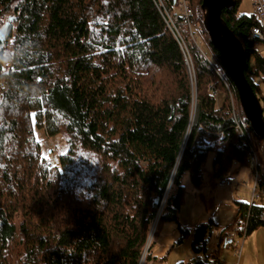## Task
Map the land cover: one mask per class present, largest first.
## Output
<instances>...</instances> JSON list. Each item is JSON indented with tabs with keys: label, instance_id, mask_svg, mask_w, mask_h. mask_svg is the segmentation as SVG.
Instances as JSON below:
<instances>
[{
	"label": "trees",
	"instance_id": "obj_1",
	"mask_svg": "<svg viewBox=\"0 0 264 264\" xmlns=\"http://www.w3.org/2000/svg\"><path fill=\"white\" fill-rule=\"evenodd\" d=\"M201 2L195 11L210 61L186 34L198 85L191 126L185 57L153 0H0V38L8 28L0 40V264H13V256L16 264H137L176 167L157 231L164 219L178 222L186 174L200 188L204 172L216 185L251 166V143L214 66L236 94L245 129L264 139L245 117ZM240 2L222 18L243 44L246 77L263 103L256 80L264 87V57L251 34L258 21L254 12L238 15ZM37 130L65 132L62 171L45 165ZM235 202L247 235L264 228V204ZM217 227L213 219L196 225L193 257L177 264H226L219 247L231 226L221 230L215 258L208 256Z\"/></svg>",
	"mask_w": 264,
	"mask_h": 264
},
{
	"label": "rangeland",
	"instance_id": "obj_2",
	"mask_svg": "<svg viewBox=\"0 0 264 264\" xmlns=\"http://www.w3.org/2000/svg\"><path fill=\"white\" fill-rule=\"evenodd\" d=\"M253 1L252 0H241L238 6V15H250L253 12ZM3 20L5 18H0V32L3 26ZM7 54L12 51V39H9L7 45ZM203 48L208 52L206 45H203ZM258 52L264 57V44H258L256 46ZM209 53V52H208ZM252 64L254 63L253 57L251 58ZM9 69V63L4 64L2 72L6 73ZM187 72L190 78V84L192 87V125L197 120V93L198 85L196 82V72L193 65V68L190 69L187 66ZM260 88L264 90V87L259 79L256 80ZM36 136L41 143V153L45 158V165L49 168L56 166L58 171H62L61 165L59 164V156L65 152L67 149V141L65 132L49 137L44 132V130H37ZM257 140V138H256ZM259 141V140H258ZM262 141V140H261ZM211 159L210 155L206 168L211 169ZM261 159V160H260ZM52 161L53 164L48 166L46 161ZM260 162L263 161L262 173L264 170V160L259 157ZM251 162V158H250ZM176 169L172 173V178L174 179L176 174ZM206 177V182L200 187L195 188L189 174H186L183 178V184L185 186L184 202L182 204L181 210L178 214V222L171 219H164L155 233L154 241L151 248V259L147 261V264H177L181 261H186L193 257V252L191 249V240L193 236V229L196 225H199L202 222L208 221L210 218H213L217 223L218 227L213 231L208 244V250L217 249L220 241V231L225 226H233L236 216L234 219L230 220V215H234L235 206L233 198L236 200L249 202L251 191L249 188L238 186V187H222L219 185H211L207 182V173L204 172ZM238 182L248 181L252 183L253 180V166H247L240 170L237 175ZM256 204H264V194L258 200H255ZM21 221L20 217L15 219V222L18 224ZM228 221V222H226ZM232 221V222H231ZM182 228L189 229L190 233L186 236H183ZM262 230H258L256 234H261ZM183 236V237H182ZM182 237L181 241L180 238ZM219 256L227 261V258L230 257L231 253L229 250L225 251L224 249V240L219 247ZM15 256H13V264L15 263Z\"/></svg>",
	"mask_w": 264,
	"mask_h": 264
},
{
	"label": "built area",
	"instance_id": "obj_3",
	"mask_svg": "<svg viewBox=\"0 0 264 264\" xmlns=\"http://www.w3.org/2000/svg\"><path fill=\"white\" fill-rule=\"evenodd\" d=\"M161 17L166 23V27L173 34L176 39L179 47L182 50V53L185 57L186 65L192 69L193 68V60L190 52V45L187 40L186 34L189 37V40L195 44V46L200 50V52L209 59L206 51L203 48L205 44V36H204V25L199 20L195 11V4L198 0H153ZM253 1V12L258 21V25H255L251 29L252 39L254 40L255 45L264 44V0H252ZM169 3L173 8H170ZM177 17H180L181 24H179ZM186 31V33H184ZM210 61V59H209ZM214 66V65H213ZM215 70L219 73L224 83L226 84L230 98H231V114L232 118L236 124V127L242 134H246L248 140L251 143V164L253 166V180L252 183L248 181H240V185L242 187L249 188L251 191L249 206L256 204L255 200H258L264 194V185L261 184L263 179V174L261 170V162L259 160V155L257 153V149L254 146V141L256 138L250 136L251 134L245 129L244 117L238 103V99L236 98V94L234 90L231 88L228 79L220 73V71L214 66ZM6 87L5 81H1L0 88L4 89ZM215 95H218V91H214ZM264 95V94H263ZM263 107V115H264V102L261 103ZM192 126V123H191ZM46 164L50 166L53 164L52 161H46ZM264 180V179H263ZM173 178H170L168 186L166 187L161 199L158 203V209L151 224L150 230L148 232L145 243L142 247L139 259L137 264H147L148 257L151 252L152 244L154 241V236L157 231V227L159 224V220L163 214L164 208L166 206V202L168 196L170 194L172 188ZM237 178L233 175H228L223 178L217 180V184L224 186H231L232 184H236ZM247 221L245 218L238 216L235 219L233 226L230 228L229 232L225 236V244L226 247L232 249V252L235 254L237 260L226 262V264H239V260L242 255L243 246L246 238L248 237L247 233ZM241 231L242 234L240 233ZM216 251L208 250V256L211 260L215 258Z\"/></svg>",
	"mask_w": 264,
	"mask_h": 264
},
{
	"label": "water",
	"instance_id": "obj_4",
	"mask_svg": "<svg viewBox=\"0 0 264 264\" xmlns=\"http://www.w3.org/2000/svg\"><path fill=\"white\" fill-rule=\"evenodd\" d=\"M236 0H202L201 8L205 13V28L211 42L219 49L229 78L238 94L239 102L250 122L254 134L264 139L263 107L258 95L248 81L245 68L247 55L243 44L232 32L222 18L224 9L235 6ZM7 30H3V42L7 37ZM159 203V200H157Z\"/></svg>",
	"mask_w": 264,
	"mask_h": 264
},
{
	"label": "crops",
	"instance_id": "obj_5",
	"mask_svg": "<svg viewBox=\"0 0 264 264\" xmlns=\"http://www.w3.org/2000/svg\"><path fill=\"white\" fill-rule=\"evenodd\" d=\"M258 140L259 139L254 141V146L257 149V153H258L259 157L261 156V158L264 160V143L262 141H260V140L258 141ZM262 166H263V161L261 162V170H262ZM262 174H263V178H264V170H263ZM236 178H237V182H238L239 181L238 177H236ZM217 185H219V184H217ZM239 185L240 184L238 182L236 184H232L231 186H226V187H233V186L238 187ZM219 186L225 187L224 185H219ZM233 201L235 202L236 199L233 198ZM234 206H235V213H234V215H230V220L234 219V217L237 215V212H238V206H237L236 202L234 203ZM210 219H213V218H210ZM226 222H228V221H226ZM225 227H227V226H225ZM259 229L262 230V233L259 235L256 234L255 237H253V234H255ZM220 234H221V231H220L219 235ZM224 248H225L224 249L225 251L229 250L231 253L232 249L227 248L225 243H224ZM236 260H237V258L235 256V254L232 252L230 257L227 258L226 262L236 261ZM239 264H264V228H258L257 230L252 232L250 235H248V237L246 238V240L244 242L243 251H242L241 258L239 260Z\"/></svg>",
	"mask_w": 264,
	"mask_h": 264
}]
</instances>
